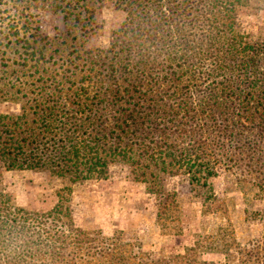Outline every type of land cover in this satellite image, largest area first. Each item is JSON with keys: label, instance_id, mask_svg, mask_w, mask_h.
<instances>
[{"label": "rangeland", "instance_id": "obj_1", "mask_svg": "<svg viewBox=\"0 0 264 264\" xmlns=\"http://www.w3.org/2000/svg\"><path fill=\"white\" fill-rule=\"evenodd\" d=\"M131 1L0 0V114L31 113L36 105H112L110 91L117 88L106 79L107 68L116 53L124 56L120 50L129 40L124 31L135 7ZM245 4L237 8L236 28L244 41L261 43L264 0ZM173 19L176 35L167 42L194 41L196 46V29L190 31V22L179 16ZM154 21L151 25H158ZM157 34L158 41L167 37L163 28ZM197 60L186 65L208 72L211 63L201 68ZM156 68L165 74V64ZM128 71L121 77L115 72L121 89L136 79L130 65ZM192 79L202 91L211 81L207 76ZM108 87L99 99L98 91ZM189 95L193 106L203 103L195 88ZM257 122L264 126V117ZM208 136L174 139L180 163L167 173L148 169L147 178H138L134 166L122 162L110 166L107 179L74 183L44 169L0 166L5 196L0 221L24 211L19 214L23 230L0 239V264H10L13 256L22 258L20 264H264V133L229 144L223 158L218 149L217 155L201 153L217 161L216 174L207 184L205 179L192 182L189 162L180 154L185 149L190 157L198 156L193 146L220 143L213 132ZM3 225L7 233L9 226Z\"/></svg>", "mask_w": 264, "mask_h": 264}, {"label": "trees", "instance_id": "obj_2", "mask_svg": "<svg viewBox=\"0 0 264 264\" xmlns=\"http://www.w3.org/2000/svg\"><path fill=\"white\" fill-rule=\"evenodd\" d=\"M246 1H131L135 7L124 31L129 39L120 50L124 56L116 53L112 59L115 61L107 68L106 79L114 81L117 89L110 91L108 87V91H98L97 95L101 99L110 91L112 105H95L94 101L91 105H36L31 113L24 109L20 115L0 114V127H6L4 131L0 129V166L7 170L44 169L74 183L107 179L110 166L122 162L134 166L138 178H147L148 169L167 173L180 163L171 143L174 139L210 140L208 134L213 132L220 141L215 143L216 147L201 144L192 148L198 156L207 151L217 155L218 149L223 158L221 152L229 149V144L248 142L250 133L263 134L264 126L257 120L264 117V41H244L234 20L237 8L245 6ZM175 15L182 22H190V31L196 29V46L192 47L194 41L167 42L169 35L172 39L176 35L172 25ZM153 17L158 25H151ZM160 28L167 32V37L158 41ZM179 31L187 33L189 29ZM191 58L198 59L200 67L208 61L211 68L208 72L190 70L186 63ZM123 63L128 64L122 66ZM162 63L165 74L159 75L156 66ZM129 65L136 79L121 89L115 72L120 77L126 75L130 73ZM195 76L211 79L205 91L199 88L198 80L192 79ZM166 86L168 91L162 92ZM194 88L202 95L203 103L199 106H193L190 100L189 93ZM130 98L138 100L134 105H113ZM109 125L113 126L110 131ZM186 126L190 129L184 130ZM209 154L190 157L182 149L180 157L189 162L192 182L205 179L207 184L209 177L216 174L213 170L217 161ZM199 173L202 175L198 176ZM4 197L0 192V199ZM20 212L24 213L16 210L10 220L0 221V239L23 230ZM3 224L9 226L7 233ZM15 257L9 259L10 264L22 263V258L17 261Z\"/></svg>", "mask_w": 264, "mask_h": 264}]
</instances>
